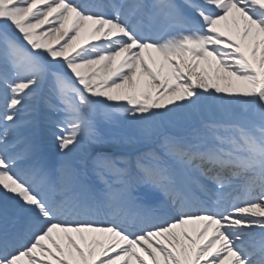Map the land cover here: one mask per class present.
<instances>
[{"label":"snow or ice","instance_id":"6c2138e0","mask_svg":"<svg viewBox=\"0 0 264 264\" xmlns=\"http://www.w3.org/2000/svg\"><path fill=\"white\" fill-rule=\"evenodd\" d=\"M0 264H264V0H0Z\"/></svg>","mask_w":264,"mask_h":264}]
</instances>
